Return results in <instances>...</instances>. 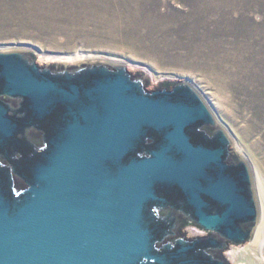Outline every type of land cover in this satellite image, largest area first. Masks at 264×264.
<instances>
[{
	"label": "water",
	"instance_id": "1",
	"mask_svg": "<svg viewBox=\"0 0 264 264\" xmlns=\"http://www.w3.org/2000/svg\"><path fill=\"white\" fill-rule=\"evenodd\" d=\"M36 58L0 47V264H229L256 191L198 91L149 90L122 62Z\"/></svg>",
	"mask_w": 264,
	"mask_h": 264
},
{
	"label": "rangeland",
	"instance_id": "2",
	"mask_svg": "<svg viewBox=\"0 0 264 264\" xmlns=\"http://www.w3.org/2000/svg\"><path fill=\"white\" fill-rule=\"evenodd\" d=\"M2 1L0 47L30 48L38 64L77 54L78 61L122 62L128 71L142 70L150 77L149 90L163 80L188 81L248 162L259 208L264 0H54L56 10L44 15L27 12V0ZM182 232L188 238L206 233L194 226ZM263 249L246 242L230 245L224 256L229 253V264H264Z\"/></svg>",
	"mask_w": 264,
	"mask_h": 264
},
{
	"label": "bare ground",
	"instance_id": "3",
	"mask_svg": "<svg viewBox=\"0 0 264 264\" xmlns=\"http://www.w3.org/2000/svg\"><path fill=\"white\" fill-rule=\"evenodd\" d=\"M5 1V0H4ZM11 1V0H10ZM20 1V0H19ZM24 1V0H23ZM22 1V2H23ZM0 2H3L2 0H0ZM61 2V1H60ZM56 1L54 0H27L26 5L24 6V8H27V12L28 9H32L34 13L37 14H43L49 12L50 10L54 11L56 10V5H55ZM57 4V3H56ZM58 5V4H57ZM13 12V11H12ZM11 12V13H12ZM24 12V10H23ZM40 12V13H38ZM1 13V12H0ZM8 13V12H7ZM6 13V15H7ZM10 13V12H9ZM16 13V12H15ZM31 13V12H30ZM101 13V12H100ZM14 14V13H13ZM12 14V15H13ZM106 14V13H105ZM3 16V15H1ZM10 16V15H9ZM21 16V14H20ZM47 16V15H45ZM107 16V15H106ZM6 17V16H5ZM12 17V16H11ZM18 17V15L16 16ZM8 19V18H7ZM116 20V19H115ZM32 23V22H31ZM35 23V22H34ZM40 24V23H39ZM81 57H79L77 54L73 57L67 58L66 61L67 62H71V61H78L80 60ZM259 195H260V202H259V208H258V212H259V216H258V221L257 224L253 230V234L251 237L250 241H247L249 245H251L253 248H257L258 250L264 247V190L260 187L259 190ZM202 233V232H201ZM195 234V233H194ZM198 235V234H197ZM246 243V242H245ZM244 243V244H245ZM243 245V244H242ZM229 253H225V256L227 258H229V260H231V258L228 256ZM234 254V253H233ZM225 257V258H226ZM238 257V256H237Z\"/></svg>",
	"mask_w": 264,
	"mask_h": 264
}]
</instances>
